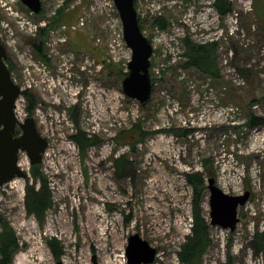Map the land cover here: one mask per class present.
Wrapping results in <instances>:
<instances>
[{
    "label": "rangeland",
    "instance_id": "rangeland-1",
    "mask_svg": "<svg viewBox=\"0 0 264 264\" xmlns=\"http://www.w3.org/2000/svg\"><path fill=\"white\" fill-rule=\"evenodd\" d=\"M215 1L137 0L153 46L154 84L146 103L124 94L130 57L125 50L113 52L106 18L91 12L92 0H64L60 8L56 0H46L34 20L46 22L47 31L17 35L18 52L29 53L34 62L44 63L34 45L43 47L47 60L52 56L45 62L47 81L33 74L32 80L42 83L28 89L36 101L32 112L24 99L48 141L40 171L54 206L42 222L28 215L25 195L34 184L33 165L23 155L19 165L27 177L0 187V218L20 240L13 264H128V239L134 234L158 250L153 264H181L177 253L193 224L194 196L186 175L204 172L205 161L216 186L232 196L249 192L250 198L238 210L234 231L211 226L212 244L202 264H228L229 258L232 264H264V251L256 253L253 243L264 234V127L249 125L252 116L264 117V0H229L233 12L225 17ZM17 8L26 12L21 2ZM82 16L85 25L79 26ZM3 20L16 28L0 9V24ZM162 35L169 46L159 40ZM185 39L216 43V76L188 66ZM6 47L13 78L24 83L18 52ZM135 125L148 134L143 141L133 148L116 140ZM79 133L96 145L82 153L73 141ZM202 207L211 222L208 190ZM49 240L59 244V261Z\"/></svg>",
    "mask_w": 264,
    "mask_h": 264
},
{
    "label": "water",
    "instance_id": "water-1",
    "mask_svg": "<svg viewBox=\"0 0 264 264\" xmlns=\"http://www.w3.org/2000/svg\"><path fill=\"white\" fill-rule=\"evenodd\" d=\"M20 1L36 14L42 11L41 0ZM135 1L114 0L123 23L126 44L132 52L127 65L128 73L122 86L127 97L146 103L153 89L150 76L153 47L139 27ZM7 59V51L0 41V187L16 178L27 177V174L18 167L20 151H25L31 165L36 166L42 163L48 146V141L39 134L33 118H28L21 124L15 117L16 101L22 95V91L12 80L11 71L6 64ZM17 129L21 131L18 136ZM207 188L211 226L234 231L239 223L238 210L247 204L250 193L246 192L241 196L229 195L216 186L214 178L208 180ZM126 254L128 264H153L158 250L138 234H134L128 239Z\"/></svg>",
    "mask_w": 264,
    "mask_h": 264
},
{
    "label": "trees",
    "instance_id": "trees-1",
    "mask_svg": "<svg viewBox=\"0 0 264 264\" xmlns=\"http://www.w3.org/2000/svg\"><path fill=\"white\" fill-rule=\"evenodd\" d=\"M136 5L137 0L135 1V7ZM214 7L222 17L233 12V5L229 0H216ZM43 12L44 11L42 10L38 16ZM63 12V9L58 10L56 15L59 16ZM138 21L139 27L143 31L140 18H138ZM161 27L165 28L166 23H161ZM46 31L47 28L42 29V33ZM34 46L43 56V47L40 45ZM184 47L185 55L189 61L188 66L195 67L202 73L211 74L213 76L217 75V60L215 56L216 43L200 45L194 43L190 39H185ZM43 58L45 57L43 56ZM7 64L12 73L13 66L10 63V59L7 60ZM153 84L154 80L152 79V85ZM24 95L28 100V110L29 112H32L36 107V101L34 97L31 96L30 91L24 92ZM249 125L251 127H264V117L252 116ZM146 135L148 134L143 132L140 128L137 129V126L135 125L131 129L120 133L116 140L121 141L120 143L123 145H130L134 148L138 142L145 139ZM73 141L78 145L82 153L91 146L96 145V141L88 138L84 133H79L74 136ZM124 160V157H121L118 160L121 170L126 166ZM203 167L204 172L194 171L186 175V181L193 189V224L191 234L186 237V241L181 245L180 250L177 253L181 264H202V258L212 244L211 224L204 215L202 204L208 190L206 182L210 178H213V176L208 169L206 161L203 162ZM40 170L41 165L32 167V179L34 184L27 186L25 195L27 213L29 216L35 217L38 222H42L46 213L54 206L49 182ZM37 182L40 183L39 188H37V185L35 184ZM0 228V264H13L14 256L20 250V240L12 226L2 218H0ZM253 243L255 244L256 253L264 251V234L256 236ZM47 244L52 248L55 259L59 261L63 256L59 244L56 240H49ZM228 264H232L230 258Z\"/></svg>",
    "mask_w": 264,
    "mask_h": 264
},
{
    "label": "built area",
    "instance_id": "built-area-1",
    "mask_svg": "<svg viewBox=\"0 0 264 264\" xmlns=\"http://www.w3.org/2000/svg\"><path fill=\"white\" fill-rule=\"evenodd\" d=\"M45 1L46 0H41L42 3H44ZM63 1L64 0H56V2L58 3V6H57L58 8L64 5ZM92 2L94 5H92L91 7V12H93L95 15H98V16L100 15L106 18L105 22L103 23V27L110 33V39L111 37L113 38L112 39L113 44L111 43V47L114 48V51L113 50L112 51L115 52L116 54L118 50H125V55H128L130 57L129 58V61H130L132 52L126 44L124 32H123V24H122V21L119 16L114 0H92ZM19 3H20V0H0V9L6 12V15H8L15 22V26H16V28L13 29L9 22L3 20L0 24V41L4 45L6 50H8L6 47V45H8L11 48V52L14 51L15 53L18 52L17 47L19 46L18 45L19 43L17 42V35L21 34V35H30L32 37H37L38 34L42 32L43 27H46V22H40V23L35 22L34 18L37 16V14L34 13L33 11L27 8H26V12L20 11L17 8V4ZM85 21H86V18L82 16L80 18L78 25L84 26ZM1 25H2V29H1ZM72 29L76 30L77 27H72ZM180 31H181L180 28L177 27L175 28L173 33L178 35ZM5 38L8 41H4ZM159 40L163 41L165 44L167 43V45L168 43H170V40L166 38V36L164 35H162ZM157 41L154 40L155 45ZM165 49L167 50V47ZM173 51H174L173 53L174 55L178 54L176 49H174ZM51 58L52 56L49 55L48 60L46 59V57L43 58L44 63L42 62L37 63V62H34L32 56H30V54L27 52H23V53L18 52L17 54V61L21 64L24 70L23 73L25 75L24 83H21L15 77L13 78V75H12V79L14 83L18 85L22 91V95L16 101V106L14 110L15 117L17 121L21 124L31 117V115H28V113L26 112V101L24 99V96H25L24 92L29 91L28 89H31L32 87L38 88L39 84L48 80V76H49L47 72L48 63H45V62H48L49 60H51ZM30 59H31L32 65L29 64ZM84 59L86 60V63L89 62L88 57H84ZM94 64L95 62H92L90 63V66H94ZM35 69H37L38 71L35 72ZM86 69H87L86 66L82 67L83 72H85ZM33 74H36L39 77L42 76V82L40 83L34 82L32 80ZM19 114H22L23 116L22 119L20 118ZM25 153H26L25 151H20L18 153V167L23 172L25 171L21 168L19 163H20V158L23 155L29 159L28 155H26L27 153L26 154Z\"/></svg>",
    "mask_w": 264,
    "mask_h": 264
}]
</instances>
